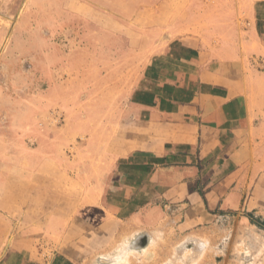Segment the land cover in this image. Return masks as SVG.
I'll use <instances>...</instances> for the list:
<instances>
[{
  "label": "crops",
  "instance_id": "0c3cea01",
  "mask_svg": "<svg viewBox=\"0 0 264 264\" xmlns=\"http://www.w3.org/2000/svg\"><path fill=\"white\" fill-rule=\"evenodd\" d=\"M243 5L240 34L146 43L104 147L102 192L77 197L69 177L39 197L33 173L5 185L0 264H92L123 225L186 236L236 216L264 231V0Z\"/></svg>",
  "mask_w": 264,
  "mask_h": 264
},
{
  "label": "rangeland",
  "instance_id": "374dc122",
  "mask_svg": "<svg viewBox=\"0 0 264 264\" xmlns=\"http://www.w3.org/2000/svg\"><path fill=\"white\" fill-rule=\"evenodd\" d=\"M244 2L0 0V206L17 174L33 173L39 197L55 196L69 177L77 197L102 192L104 147L137 83L143 47L182 31L240 34ZM257 260L264 231L234 216L186 236L173 226L123 225L92 264Z\"/></svg>",
  "mask_w": 264,
  "mask_h": 264
}]
</instances>
